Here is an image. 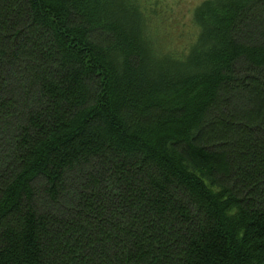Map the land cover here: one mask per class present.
Masks as SVG:
<instances>
[{
  "label": "trees",
  "instance_id": "trees-1",
  "mask_svg": "<svg viewBox=\"0 0 264 264\" xmlns=\"http://www.w3.org/2000/svg\"><path fill=\"white\" fill-rule=\"evenodd\" d=\"M169 1L0 0V264H264V0Z\"/></svg>",
  "mask_w": 264,
  "mask_h": 264
},
{
  "label": "rangeland",
  "instance_id": "rangeland-1",
  "mask_svg": "<svg viewBox=\"0 0 264 264\" xmlns=\"http://www.w3.org/2000/svg\"><path fill=\"white\" fill-rule=\"evenodd\" d=\"M202 1L203 0H172V1H169V4H176V3H178L177 10L178 11L181 10L180 12H178L177 14H175V17L174 18H177V19L176 20L175 19L173 20L172 25L175 24V21L177 22L181 18V16H182L183 13L186 14V15H188L189 14V11L193 7L197 6V4H199ZM175 26H179V23L177 25H175ZM172 27L173 26H169L168 28H165V30H168L169 29L171 31V28ZM186 33H192V29L191 28L187 29L186 30ZM176 37L179 38L182 42H185L186 41L185 38H184L185 35H184V31L183 30H182L181 33H180V30H179V32L177 33Z\"/></svg>",
  "mask_w": 264,
  "mask_h": 264
}]
</instances>
